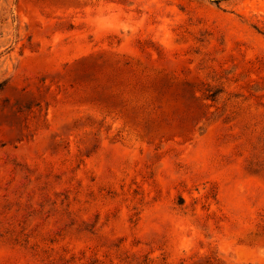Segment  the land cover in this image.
<instances>
[{
    "label": "rangeland",
    "instance_id": "obj_1",
    "mask_svg": "<svg viewBox=\"0 0 264 264\" xmlns=\"http://www.w3.org/2000/svg\"><path fill=\"white\" fill-rule=\"evenodd\" d=\"M0 264H264V0H0Z\"/></svg>",
    "mask_w": 264,
    "mask_h": 264
}]
</instances>
